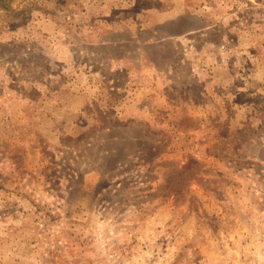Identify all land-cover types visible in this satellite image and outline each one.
<instances>
[{"label": "rangeland", "instance_id": "rangeland-1", "mask_svg": "<svg viewBox=\"0 0 264 264\" xmlns=\"http://www.w3.org/2000/svg\"><path fill=\"white\" fill-rule=\"evenodd\" d=\"M0 264H264V0H0Z\"/></svg>", "mask_w": 264, "mask_h": 264}]
</instances>
